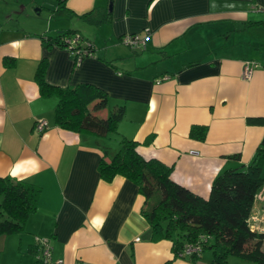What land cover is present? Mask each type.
<instances>
[{
	"label": "crops",
	"instance_id": "crops-1",
	"mask_svg": "<svg viewBox=\"0 0 264 264\" xmlns=\"http://www.w3.org/2000/svg\"><path fill=\"white\" fill-rule=\"evenodd\" d=\"M260 7L264 0H0V175L42 188L25 229L0 235V264H213L212 251L192 259L153 238L139 185L101 177V159L115 153L102 139L136 140L143 156L173 165L171 177L204 197L224 169L250 163L264 145ZM66 32L93 44L79 63L58 42ZM127 33L146 43L125 44ZM45 57L50 83L105 90L98 114L125 106L117 130L56 123L59 97L43 94L36 77ZM247 60L258 63L250 78ZM42 118L49 125L39 132ZM194 125L207 126L204 138L191 134ZM250 222L264 230V185ZM45 238L47 262L38 258ZM228 264L253 261L234 255Z\"/></svg>",
	"mask_w": 264,
	"mask_h": 264
},
{
	"label": "trees",
	"instance_id": "trees-1",
	"mask_svg": "<svg viewBox=\"0 0 264 264\" xmlns=\"http://www.w3.org/2000/svg\"><path fill=\"white\" fill-rule=\"evenodd\" d=\"M75 33L78 32H66L69 35ZM64 34L58 39L63 47L66 45ZM47 67L45 57L40 61L36 77L43 94L59 97L55 109L59 126L99 135L117 130L124 105L102 116L97 110L107 106L105 90L90 83L74 87L52 84L46 77ZM206 133V125L191 128L193 136L204 138ZM137 145L132 138H122L121 147L110 159L105 156L101 159L99 171L106 181H112L120 174L139 185L145 195L143 213L150 221L154 239H171L175 255L192 259L211 248L213 264H228L234 255L255 264H264V230L254 229L250 222L257 194L264 185L263 144L258 146L250 163L229 167L219 173L212 182L208 197L174 180L171 177L173 165L157 158H146ZM233 155L239 156L238 153ZM41 190L40 185L25 178L0 175V235L25 229L29 215L38 207ZM39 243L43 253H39L38 258L47 262L49 258L44 255L46 245L43 239ZM187 244L194 247L190 254L184 253Z\"/></svg>",
	"mask_w": 264,
	"mask_h": 264
},
{
	"label": "built area",
	"instance_id": "built-area-1",
	"mask_svg": "<svg viewBox=\"0 0 264 264\" xmlns=\"http://www.w3.org/2000/svg\"><path fill=\"white\" fill-rule=\"evenodd\" d=\"M260 10L264 12V7H260ZM63 37L65 38V48L69 49L71 52L74 53L76 56V60L79 63L86 55H89L92 53L91 47H93L92 42L85 38L80 33H75L74 35L64 34ZM122 41L125 44L131 45V46H138L140 43H146V40L140 35L135 33H127L122 36ZM258 66V63L255 61L247 60L245 62V68L243 71V76L245 78H250L254 72V69ZM48 120L45 118L38 119L35 122V128L39 132H44L48 127ZM45 246L44 255H46V258L48 259L50 256V245L48 243V239H43ZM194 250V247L192 244H187L186 249L184 250L185 254H190ZM77 264H89V263H82L79 262Z\"/></svg>",
	"mask_w": 264,
	"mask_h": 264
},
{
	"label": "rangeland",
	"instance_id": "rangeland-1",
	"mask_svg": "<svg viewBox=\"0 0 264 264\" xmlns=\"http://www.w3.org/2000/svg\"><path fill=\"white\" fill-rule=\"evenodd\" d=\"M121 135L122 134H120V132L119 133H117V132H111L110 134H109V137H105V138H107V139H102L104 142H109V145L112 147V148H114V152H116L120 147H121ZM207 251H212V249L211 248H206L205 249V252H207ZM253 264H254V262H253Z\"/></svg>",
	"mask_w": 264,
	"mask_h": 264
}]
</instances>
